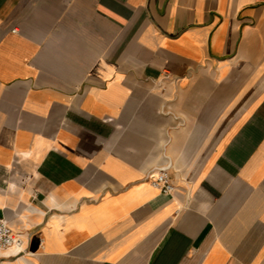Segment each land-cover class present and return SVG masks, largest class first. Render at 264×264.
I'll use <instances>...</instances> for the list:
<instances>
[{"label":"crops","instance_id":"obj_1","mask_svg":"<svg viewBox=\"0 0 264 264\" xmlns=\"http://www.w3.org/2000/svg\"><path fill=\"white\" fill-rule=\"evenodd\" d=\"M0 217V264H264V0H0Z\"/></svg>","mask_w":264,"mask_h":264},{"label":"built area","instance_id":"obj_2","mask_svg":"<svg viewBox=\"0 0 264 264\" xmlns=\"http://www.w3.org/2000/svg\"><path fill=\"white\" fill-rule=\"evenodd\" d=\"M148 180L150 185L163 195L170 196L175 192L170 175L164 168L150 173ZM21 241V234L11 230L6 220L0 217V253L10 248H15L18 253H22L20 250Z\"/></svg>","mask_w":264,"mask_h":264}]
</instances>
